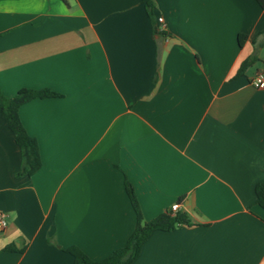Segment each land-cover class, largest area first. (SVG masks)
<instances>
[{
    "label": "crops",
    "instance_id": "1",
    "mask_svg": "<svg viewBox=\"0 0 264 264\" xmlns=\"http://www.w3.org/2000/svg\"><path fill=\"white\" fill-rule=\"evenodd\" d=\"M153 1L151 16L144 0H0L1 94H57L19 110L31 177L0 114V264L104 260L137 227L127 184L146 222L174 204L191 222L134 264H264V8Z\"/></svg>",
    "mask_w": 264,
    "mask_h": 264
},
{
    "label": "trees",
    "instance_id": "2",
    "mask_svg": "<svg viewBox=\"0 0 264 264\" xmlns=\"http://www.w3.org/2000/svg\"><path fill=\"white\" fill-rule=\"evenodd\" d=\"M256 1L262 8H264V0ZM144 3L148 13L153 16L155 8L154 1L144 0ZM156 32L158 33V30H156ZM243 38L244 36H240L239 38L241 46L243 45ZM254 62V57L247 60L241 66L239 73L243 74ZM54 96H57V94L51 92L50 90L34 91L24 89L21 90L15 97L5 99L0 92V114L6 120L9 128L15 135L17 144L21 148L23 167L20 174L22 176H33L41 169L42 161L38 142L25 130L20 120L19 110L21 106L34 99H45ZM126 188L137 215L136 230L128 240L127 244L101 261L92 260L77 247L68 248L66 251L73 256L74 264H134L141 255L143 245L155 231H174L178 227L191 225V222L186 214H172L171 211L160 215L153 221L146 222L142 215L133 187L130 184H127ZM256 195L257 204L264 209V181L257 185ZM10 250L11 248L8 247L4 250V252H8Z\"/></svg>",
    "mask_w": 264,
    "mask_h": 264
},
{
    "label": "built area",
    "instance_id": "3",
    "mask_svg": "<svg viewBox=\"0 0 264 264\" xmlns=\"http://www.w3.org/2000/svg\"><path fill=\"white\" fill-rule=\"evenodd\" d=\"M158 23L161 25L160 29L165 30V27L163 26L164 19L159 18ZM252 85L256 89L264 88V72L259 73L254 77ZM179 208H180V204H174L171 207L170 211L172 214H176ZM7 227H8L7 216L4 213L0 212V232L5 231Z\"/></svg>",
    "mask_w": 264,
    "mask_h": 264
}]
</instances>
